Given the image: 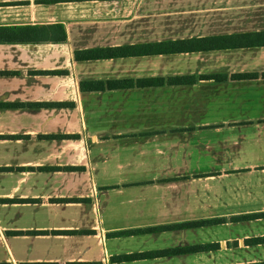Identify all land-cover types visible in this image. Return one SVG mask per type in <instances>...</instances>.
I'll use <instances>...</instances> for the list:
<instances>
[{
    "label": "crops",
    "instance_id": "obj_1",
    "mask_svg": "<svg viewBox=\"0 0 264 264\" xmlns=\"http://www.w3.org/2000/svg\"><path fill=\"white\" fill-rule=\"evenodd\" d=\"M262 30L264 0H0V264H264L235 163L264 159V45L75 56Z\"/></svg>",
    "mask_w": 264,
    "mask_h": 264
},
{
    "label": "trees",
    "instance_id": "obj_2",
    "mask_svg": "<svg viewBox=\"0 0 264 264\" xmlns=\"http://www.w3.org/2000/svg\"><path fill=\"white\" fill-rule=\"evenodd\" d=\"M59 39H65V31L62 28ZM264 45V30L262 31H250L242 33H232L224 35H209L201 37H188V38H176L162 41H154L148 45H120V46H107L96 47L89 49L75 50L76 58H95V57H109L128 55L130 52H138L139 54L145 53H158V52H181V51H193L200 49H213V48H228V47H241V46H256ZM145 47V48H144ZM147 48V49H146ZM264 75V71L261 72ZM224 77L225 73H219ZM258 75L257 71H239L232 72L231 76L234 78H253ZM138 85L146 84H160L164 82L168 83H180L190 82V79L184 77L175 76L163 79L161 76L140 77L135 79ZM124 82L132 81L131 79L123 80ZM82 87H99V84L94 81H82ZM251 216L253 214H250ZM18 230H10V232H17ZM23 231V230H19ZM18 231V232H19ZM29 231V230H28ZM33 231V230H31Z\"/></svg>",
    "mask_w": 264,
    "mask_h": 264
},
{
    "label": "rangeland",
    "instance_id": "obj_3",
    "mask_svg": "<svg viewBox=\"0 0 264 264\" xmlns=\"http://www.w3.org/2000/svg\"><path fill=\"white\" fill-rule=\"evenodd\" d=\"M237 165H247V164H253V165H257L254 166V168H257L259 170H263L264 172V159H260V160H250V161H243V162H235Z\"/></svg>",
    "mask_w": 264,
    "mask_h": 264
}]
</instances>
